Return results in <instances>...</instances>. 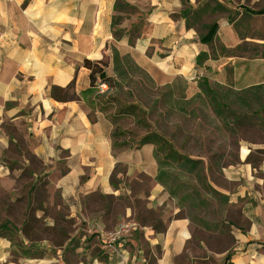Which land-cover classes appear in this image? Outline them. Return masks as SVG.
I'll list each match as a JSON object with an SVG mask.
<instances>
[{"label":"crops","instance_id":"0c3cea01","mask_svg":"<svg viewBox=\"0 0 264 264\" xmlns=\"http://www.w3.org/2000/svg\"><path fill=\"white\" fill-rule=\"evenodd\" d=\"M116 1L137 11L118 26L119 40L111 28ZM243 15L262 24L257 32H237ZM209 16L217 30L202 44ZM141 20L131 46L129 31ZM243 43L264 50V0H0V189L36 186L42 176L74 221L63 249L18 264H264V143L239 144L222 169L226 186L213 188L225 198L219 220L191 221L155 181L154 147L114 150L111 124L89 117L94 94L83 95V61H101L111 48L161 86L184 79L189 95L201 78L237 91L264 84L262 53L217 52ZM200 53L206 58L197 66ZM13 164L27 172L18 185ZM124 222L136 226L124 245L104 249L99 235Z\"/></svg>","mask_w":264,"mask_h":264},{"label":"rangeland","instance_id":"374dc122","mask_svg":"<svg viewBox=\"0 0 264 264\" xmlns=\"http://www.w3.org/2000/svg\"><path fill=\"white\" fill-rule=\"evenodd\" d=\"M130 14V13H128ZM125 14L120 18V24L125 19L135 16ZM238 13H233L231 19L236 20ZM205 26L202 33H206L209 25L215 23L214 17H206L203 21ZM141 26L143 21H139ZM258 24L256 19L243 15L235 24L239 34H249L251 31L257 32ZM116 30H121L115 27ZM242 50L234 51L235 56H248L254 58L255 54H264L251 44H241ZM235 49V48H234ZM233 49H231L232 51ZM217 52L220 55H228L221 51L219 47ZM214 53V51H213ZM231 56V55H229ZM181 81H185L182 78ZM155 89L162 90L160 82L153 79ZM179 85L180 82H177ZM106 90V88H105ZM100 93L101 92L100 90ZM187 96H190L187 93ZM91 103H87V110L91 119L104 118L112 126L111 134L112 144L115 143L114 150H121L116 143L124 142L125 148H135L139 146L143 137L150 133H159L167 141L168 147L175 152L189 157L192 160H200L201 165L195 175H183L177 180L180 186L179 194L200 193V199L206 204L202 208L192 210L186 208L184 214L192 216L194 219H203L209 222L218 221L221 216L222 206L217 203V197L214 193V187L224 188L226 185L222 178V169L229 163L235 162V152L239 144H261L264 143V135H259L256 129L233 126L224 128L214 117L210 109L196 112L193 116L181 117L168 113L166 108L159 106L158 112L150 116H118L113 118L116 107L106 106V99L90 98ZM197 108V105L194 106ZM158 152V160L169 161L175 164L172 158L166 156L168 148L155 146ZM219 157H223L219 160ZM10 170L15 171L14 178L17 185L20 180L26 178V171H21L17 164L10 166ZM174 173L179 174L178 169ZM38 185L32 183L25 184L24 187L9 188L7 191L0 189V241H8L5 248H0V264H18L20 257H33L36 255L47 256L59 252L63 249L67 238L73 232L74 221L69 219L67 205L63 203L59 195L52 191L44 177H39ZM188 207V205H186ZM28 239L31 243L42 242L24 246L22 240ZM43 247L41 250L40 247ZM36 247V248H35ZM56 248V250L54 249ZM57 257L61 255L55 254Z\"/></svg>","mask_w":264,"mask_h":264},{"label":"trees","instance_id":"16d2710c","mask_svg":"<svg viewBox=\"0 0 264 264\" xmlns=\"http://www.w3.org/2000/svg\"><path fill=\"white\" fill-rule=\"evenodd\" d=\"M115 16H113L111 28H113V38L119 40L122 37V31L114 29L120 26L121 16L131 15L136 9L123 1H116L114 5ZM190 16V11L184 9L181 12L182 18ZM141 23L133 25L129 31V45H133L134 40L139 36ZM207 31L200 37L202 44L212 43L217 30L215 23L206 27ZM108 47L106 46V50ZM219 49L226 54L235 56L234 51L242 50L243 47L237 46L235 49L225 50L221 46ZM257 54H255L256 56ZM262 56L264 54L262 53ZM206 58V54L200 53L196 58V65L201 66ZM82 66L89 71V89L83 95H92L94 98L106 99V106L116 107L113 118L118 116H134L137 114L150 116L158 112L160 105L166 108V111L181 117H191L196 112H203L207 108L211 110L214 117L222 124L224 128L233 126L256 129L259 135H264V84L255 85L240 91L234 90L230 85H220L217 83H208L206 78H201L197 82L196 92L187 96L188 84L175 78L171 83L163 86L162 90L155 89L154 80L134 60L128 55H120L114 48L110 49L109 55L98 62L84 60ZM177 82H180L178 85ZM101 86L106 90L100 93ZM72 88L69 86L68 89ZM56 90L53 89L51 94ZM65 91V90H64ZM88 103H91L90 101ZM197 105V108L194 106ZM116 132L112 133L114 137ZM164 136L159 133H150L143 137L139 146L132 148L126 147L124 142L116 143L119 149L132 150L138 149L144 145L154 147V158L158 164V172L155 181L162 185L167 191L169 197L176 201L179 209L185 211L186 208L196 210L205 206L206 202L200 199V193L179 194L180 186L176 184L180 176L195 175L201 165L200 160H192L189 157L175 152L167 145ZM168 148L166 156L172 158L175 164L169 161H159L158 152L155 146ZM115 143L112 144L114 149ZM223 157H219L222 160ZM178 169L179 174L174 173ZM217 197V203L222 205L224 197L214 190ZM188 205V207H186ZM194 220V217L188 216ZM203 224L202 221L198 222Z\"/></svg>","mask_w":264,"mask_h":264},{"label":"built area","instance_id":"2783aa9c","mask_svg":"<svg viewBox=\"0 0 264 264\" xmlns=\"http://www.w3.org/2000/svg\"><path fill=\"white\" fill-rule=\"evenodd\" d=\"M135 228V225L124 222L118 224L113 231L100 234L99 238L101 239L103 248L115 253L118 247L124 245L125 240Z\"/></svg>","mask_w":264,"mask_h":264}]
</instances>
